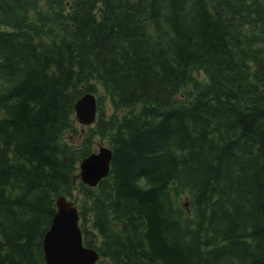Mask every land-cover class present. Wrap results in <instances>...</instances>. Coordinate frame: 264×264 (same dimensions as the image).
<instances>
[{
	"label": "trees",
	"instance_id": "1",
	"mask_svg": "<svg viewBox=\"0 0 264 264\" xmlns=\"http://www.w3.org/2000/svg\"><path fill=\"white\" fill-rule=\"evenodd\" d=\"M59 195L97 264H264V0H0V264H46Z\"/></svg>",
	"mask_w": 264,
	"mask_h": 264
},
{
	"label": "water",
	"instance_id": "2",
	"mask_svg": "<svg viewBox=\"0 0 264 264\" xmlns=\"http://www.w3.org/2000/svg\"><path fill=\"white\" fill-rule=\"evenodd\" d=\"M96 95L87 92L75 102L76 117L83 124L92 123L97 116ZM112 149L101 145L98 150L81 159L79 177L95 185L110 171ZM78 208L65 195L57 198V211L43 239L46 264H96L100 254L86 245L79 224Z\"/></svg>",
	"mask_w": 264,
	"mask_h": 264
},
{
	"label": "rangeland",
	"instance_id": "3",
	"mask_svg": "<svg viewBox=\"0 0 264 264\" xmlns=\"http://www.w3.org/2000/svg\"><path fill=\"white\" fill-rule=\"evenodd\" d=\"M103 92V91H102ZM101 95V94H100ZM100 98H101V96H100ZM101 100V99H100ZM101 102H103L104 103V105H105V107H106V111L107 112H112L113 111V109H114V105L111 103V101L109 100V98H107V97H103L102 98V100H101ZM78 124H80V123H78ZM81 126H83V127H86L85 125H82V124H80V127ZM100 144H108V139H107V137L106 136H104V135H97L96 137H95V142H94V145H95V149H99V145ZM94 149V150H95Z\"/></svg>",
	"mask_w": 264,
	"mask_h": 264
}]
</instances>
